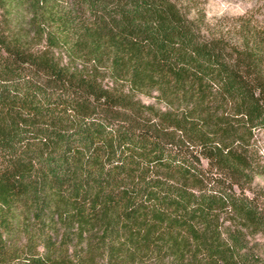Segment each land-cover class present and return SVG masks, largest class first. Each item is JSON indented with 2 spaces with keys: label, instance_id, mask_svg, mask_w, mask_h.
<instances>
[{
  "label": "trees",
  "instance_id": "1",
  "mask_svg": "<svg viewBox=\"0 0 264 264\" xmlns=\"http://www.w3.org/2000/svg\"><path fill=\"white\" fill-rule=\"evenodd\" d=\"M235 34L175 0H0V220L43 249L18 264H264V24Z\"/></svg>",
  "mask_w": 264,
  "mask_h": 264
},
{
  "label": "rangeland",
  "instance_id": "2",
  "mask_svg": "<svg viewBox=\"0 0 264 264\" xmlns=\"http://www.w3.org/2000/svg\"><path fill=\"white\" fill-rule=\"evenodd\" d=\"M181 9L195 19L205 35L236 36V32L248 27L264 24V0H175ZM66 60V57H64ZM104 86H111V80L104 77ZM121 89L127 87L120 85ZM153 94L135 93V98L142 103H155ZM252 148L256 151L258 173L249 184L246 194L261 196L264 194V131H255ZM14 220L2 222L0 220V264H18L21 259L36 255L43 251L39 240L34 237L32 222ZM223 226L230 221L222 219ZM244 242L249 249L255 251V245L263 240L259 233L250 234L247 230ZM31 235L33 238H31Z\"/></svg>",
  "mask_w": 264,
  "mask_h": 264
}]
</instances>
